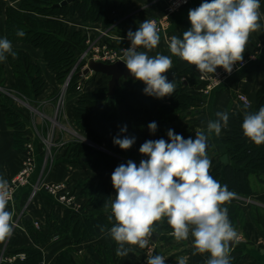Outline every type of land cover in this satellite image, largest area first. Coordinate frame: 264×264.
<instances>
[{
	"label": "crops",
	"instance_id": "1",
	"mask_svg": "<svg viewBox=\"0 0 264 264\" xmlns=\"http://www.w3.org/2000/svg\"><path fill=\"white\" fill-rule=\"evenodd\" d=\"M23 0H0V38L6 36L7 9L9 7L19 8ZM170 0H132L129 4L118 7L107 14L109 24L102 21H85L78 15H60L41 17L44 20H56L62 24L69 34L79 33L83 38L82 42L67 38V42L73 51L89 48L91 46L106 42L112 47H124L128 45L127 32L130 29L121 30L117 25L123 23L126 19L133 18L135 23H142L146 19L161 17L166 13ZM202 0H191L187 6L173 14L170 26L164 33H160L161 39L158 46L149 51V56L164 54L171 57L173 64L169 72L165 73L169 81L178 83L185 81L186 92L197 98V103L192 110L194 113L184 114L180 118L157 124V130L152 133L148 129V124L156 122L158 110L169 103L168 96L163 99L153 97L151 101L136 109V117L145 120V131L143 133L142 144L147 140H153L156 135H166L169 129L174 130L176 134L182 135L185 139L191 137L195 139V132L207 133V123L209 120H215L216 112H227L228 114H244V104L239 100V95L245 94L250 102L249 107L252 113L256 112L257 94L264 89V0H260L261 19L259 23L261 28L250 34L248 44L243 55L255 53L257 59L250 62L244 69L239 71L233 77L215 88L209 95L200 93L202 84L198 81L199 71L195 66L189 65L180 58L171 56L168 49V41L175 35L180 37L185 29V24L191 27L188 20L190 9L198 7ZM133 32L137 29H131ZM107 31V34H103ZM12 42V41H11ZM14 51L26 52L33 62L39 63L42 69L44 86L42 93L34 101L46 113L53 114L54 98L61 90L62 84L58 80L57 73L49 67L42 49L32 46L26 42H12ZM147 51L146 49H139ZM75 53V52H74ZM189 71V72H187ZM109 77L104 74L89 73L76 92H66L62 102L61 124L69 126L78 133H83L75 123L74 106L83 93L91 92L96 87L107 86ZM15 74L9 63L8 56L5 61H0V176L9 180L15 176L23 164L26 155L31 152L35 159L36 169L31 177L30 184L21 188L15 196L13 202L9 203L7 210L13 212L14 229L9 238L0 241V254L12 256L24 251L27 248L39 247L43 252V264H57L58 258L66 250H73L76 254L77 264H143L149 256L162 255L166 258L165 264H177L179 259H183L185 264H205L210 258L209 254L193 255L191 235L186 241H176L170 235L171 231L163 232L157 243L152 242L148 247L140 249L138 246H132L133 251L128 256L118 257L116 255V243L108 235V229L113 223L106 227L98 235H92L79 243L67 231H57L47 241L36 242L31 229L38 227L43 232L49 233L51 228L48 224L50 216L63 218L66 215L67 207L58 202L46 191L41 190L32 195L33 185L37 182L51 184L65 181L69 184L70 190L75 189L77 203L80 205L78 212L81 214L98 213V211L89 205V199L82 194L81 183H89L93 186L106 185L107 191L112 183L111 175L114 170L99 171L92 169L86 164L80 163L77 157H66L57 155L52 165L43 172L45 163V153L41 139L32 127L30 115L21 109V105H14L12 97L15 90L13 84ZM122 85L131 89L133 81L121 80ZM138 83L145 85L137 80ZM5 88L7 91H4ZM10 100L14 103L21 114L26 126L24 130L29 144L24 147H18L16 144V129L9 122V116L6 111V105ZM24 108V107H23ZM199 110V111H197ZM29 111V109H28ZM31 111H29L30 113ZM193 128V130L191 129ZM228 127H222L219 137L212 133L209 135L214 143V158L220 162L222 156V139L225 137ZM70 131V130H69ZM74 138V137H73ZM70 139V138H68ZM103 140V139H102ZM143 155H140V161ZM139 166V164H138ZM213 167H210V171ZM260 179L255 175L251 176L253 191L247 195L235 194L231 202L223 205L227 207L228 216L233 224V214L231 206H237L240 210V218L237 221V229L240 228V235L231 248V264H264V172L260 173ZM38 222V226L35 224ZM153 252L150 253V247ZM0 264H11L2 262Z\"/></svg>",
	"mask_w": 264,
	"mask_h": 264
},
{
	"label": "clouds",
	"instance_id": "2",
	"mask_svg": "<svg viewBox=\"0 0 264 264\" xmlns=\"http://www.w3.org/2000/svg\"><path fill=\"white\" fill-rule=\"evenodd\" d=\"M260 0H202L188 12L191 27L182 38L173 35L168 41L171 56L193 65L202 74H214L223 68L231 74L235 65L243 61L250 34L261 28ZM18 36H24L22 30ZM130 46L123 49L122 62L136 80L146 86V95L163 99L172 96L174 81L165 73L172 68L170 56L148 52L155 49L161 39L154 21L146 19L136 31L129 30ZM147 51H140L139 49ZM13 58L8 38H0V61ZM216 119L207 123V133L195 132V139H185L174 130L167 132L168 141L161 138L147 140L139 148L146 156L139 166L132 160L117 166L111 181L115 198L105 202L110 210L109 221H115L108 235L116 243V255L128 256L132 246L148 247L157 232V222L166 218L176 241L193 238L195 254H209L205 264H231V244L238 238L236 228L228 216L227 207L235 193L221 185L210 175L211 160L207 155L208 136H220L227 127V112H216ZM244 136L255 145H264V106L258 111L245 112L242 122ZM150 132L157 130L156 122L148 124ZM127 132V126L120 129ZM135 137L116 136L113 143L121 150H129ZM11 200L9 181L0 176V241L9 238L14 229L13 212L7 207ZM104 228L101 227V232ZM162 255L149 256L147 264H165ZM177 264H185L179 259Z\"/></svg>",
	"mask_w": 264,
	"mask_h": 264
},
{
	"label": "trees",
	"instance_id": "3",
	"mask_svg": "<svg viewBox=\"0 0 264 264\" xmlns=\"http://www.w3.org/2000/svg\"><path fill=\"white\" fill-rule=\"evenodd\" d=\"M63 0H23L19 8L9 7L7 9L6 36L12 42H26L32 46L42 49L49 67L57 73L60 82L71 70L75 53L69 46L67 38L83 41L81 34H69L65 27L56 20H44L41 17L78 15L85 21H102L109 24L107 14L112 10L129 4L132 0H75L71 3L56 6ZM121 30L138 29V23L133 18L126 19L117 25ZM185 29L190 27L185 24ZM22 30L24 36H18L17 31ZM182 38V35L180 36ZM17 56H8L10 65L15 74L14 90L23 96L35 100L43 91L44 79L39 63L32 61L30 56L23 51H15ZM189 72V71H187ZM81 76L77 73L73 75L68 86V92H76L81 82ZM132 81V80H131ZM133 87L127 89L121 86L116 91V103L108 102V87H98L94 91L83 93L74 106V118L78 127L88 131L91 136L105 139L106 147L111 152L83 148L79 154V162L88 165L92 169L114 170L125 161L123 157H131L136 160L140 157L139 148L142 145L143 133L145 131V120L136 117L135 111L138 107L148 104L153 96L146 95L143 89L146 85L133 81ZM175 91L172 96H168L169 103L162 106L156 114V123L161 124L170 120L180 118L186 112L196 106L197 98L187 93L185 81L175 84ZM6 105L9 122L16 129V144L24 147L27 143V136L24 133L25 122L21 114L14 107L10 100ZM103 104V106H101ZM264 106V89L257 94L256 111ZM199 111V110H197ZM244 112H252L249 105L244 104ZM194 113V111H192ZM229 121L225 137L222 139V156L220 162L214 158L215 147L210 136L207 141V155L211 160L212 170L210 175L218 180L221 185H227L230 191L238 195H247L253 191L251 176L255 175L260 179V173L264 172V145L257 146L248 140L242 131L244 114H228ZM127 126V132L121 133L120 129ZM127 135L135 137V143L129 150H121L113 143L116 136ZM165 139L166 135H156L153 139ZM227 155L228 162L222 161ZM78 157V154H75ZM83 157L90 158L82 161ZM143 159H147L143 156ZM124 164H127L124 163ZM83 196L89 199V205L101 210L98 213L81 214L71 208H67L66 215L61 218L50 216L48 224L51 228L49 233L43 232L38 227L31 229L33 239L40 243L47 241L57 231H67L76 243L101 233L110 226L113 221H109L110 210L106 211L104 204L113 196L115 190L111 183L107 191L106 185H98L92 189L87 182L81 184ZM233 214V226L237 229V221L240 218V210L237 206H231ZM157 223H162L163 231H171V227L164 218ZM27 255L24 261L18 264H42L43 252L39 247H31L24 250ZM76 254L73 250H66L58 258L57 264H77Z\"/></svg>",
	"mask_w": 264,
	"mask_h": 264
},
{
	"label": "built area",
	"instance_id": "4",
	"mask_svg": "<svg viewBox=\"0 0 264 264\" xmlns=\"http://www.w3.org/2000/svg\"><path fill=\"white\" fill-rule=\"evenodd\" d=\"M190 1L191 0H170L166 13L163 16L153 17L149 20L155 22L157 28L159 29V33H164L170 26L171 17L173 16V14L177 13L185 6H187ZM129 46L130 41L128 45L124 47H112L106 42L94 45L89 51H83L82 59L80 60V62L76 63L71 73L75 74L78 71L83 70L87 66L89 59L103 61L106 63H115L118 60H122L123 49L128 48ZM256 59L257 55L255 53H251L246 56L243 55V61L234 66L231 74L225 72L223 68H217L216 73L214 74H202L199 72L198 81L202 84V87L200 88V93L204 95H209L215 88L220 86L222 83L226 82L239 71L244 69L250 62L255 61ZM82 60L84 61L83 64L81 62ZM81 80H83L82 77ZM239 100L245 105H250L249 99L245 94L239 95ZM35 169L36 164L34 156L31 152H29L24 158L23 164L19 172L8 180L9 191L11 194L10 203L13 202L15 196L21 188L30 184L31 177ZM41 190L46 191L49 195L53 196L58 202H60L67 208H71L75 211H78L80 208V205L77 203L75 194H73L72 190H70L69 188V184L65 181L55 182L51 184H41L37 182L33 185L32 195L37 194ZM35 224L37 226L39 225L38 222H36ZM149 252H153L152 246L150 247ZM25 259V253H20L12 256H4L0 254V263L9 262L11 264H18L19 261H24ZM143 264H147V260Z\"/></svg>",
	"mask_w": 264,
	"mask_h": 264
},
{
	"label": "rangeland",
	"instance_id": "5",
	"mask_svg": "<svg viewBox=\"0 0 264 264\" xmlns=\"http://www.w3.org/2000/svg\"><path fill=\"white\" fill-rule=\"evenodd\" d=\"M103 34H107V31H103ZM92 47L93 46L89 48L83 47L82 49L76 48V50L74 51L75 61L73 62L69 73L64 77V81L61 82L62 84L61 90L59 91L57 96L54 98L53 104L55 108H54L53 114L46 113L45 110H43V106H40L34 100L23 96L22 94L18 93L16 90H15V93L9 91L10 93H13V95H15L14 97H12V101L15 103L13 104L18 105V106L21 105L20 108L25 110L27 115L28 114L30 115L32 127L35 130V132H37L38 137L41 139L43 150H44V153L46 154L45 163L43 164V167H42L43 172L44 170L48 169L49 166L52 165V162L56 158L57 155H63L66 157L73 158L75 157V154H78L77 160H79V157H80L79 154H82L83 148H91L94 150H102V151L111 153L107 149L105 139L102 136L100 137L91 136L87 130L78 127V125L76 124L79 129L83 130L81 131L83 133H80V132L78 133V131H74V129H72L69 126L64 127L60 122L62 120L61 112L63 111L62 102L64 100L66 92H68V86L71 81L70 79L69 83H67L69 80V76L71 72L73 71V68L76 65V63L80 62V60L82 59L83 51L85 52L89 51ZM81 62L82 64L84 63L83 60ZM96 88H94V90ZM2 89H4V91H7L5 88H2ZM18 106H16L17 110L19 109ZM28 109L29 111H31L30 113ZM191 111H194V110H191ZM191 129L193 130V128ZM26 141H27L26 144H29V141L28 140ZM123 159L125 161L124 163L128 162L129 160H132L133 162H135L137 166L140 163V160H139L140 157H137L136 160H134L133 158L126 156V157H123ZM99 171H105V170H99ZM91 187L92 189H95L97 186L91 185ZM74 190L75 189H73L72 191L73 194H75Z\"/></svg>",
	"mask_w": 264,
	"mask_h": 264
},
{
	"label": "water",
	"instance_id": "6",
	"mask_svg": "<svg viewBox=\"0 0 264 264\" xmlns=\"http://www.w3.org/2000/svg\"><path fill=\"white\" fill-rule=\"evenodd\" d=\"M75 0H63L61 3L56 4V6H61V5H65L68 3H71ZM89 73H93V74H104L106 76L109 77L108 83H107V87H108V102H113L116 103V91L119 87L123 86L121 80H132V81H137L135 79V77H133L129 71L127 70L126 66L124 65V63L122 62V60H118L115 63H106L103 61H98V60H93V59H89L87 66L81 70L78 71L77 74H79L82 79H85V77L89 74ZM73 73L70 74L69 76V80L67 83H69L71 77H72ZM101 106H103V104H101ZM192 111H188L186 112V114H191ZM90 158L87 157H83L82 161H87ZM229 158L227 155H224L222 158V161L224 162H228ZM115 198V196H113V199ZM240 228H238L237 233H238V237L240 235ZM163 227H162V223H157V232L155 234H153L151 240L154 243H157L159 240L160 235L163 233ZM238 239V238H237ZM237 239L231 244V248H233L235 246V243L237 241Z\"/></svg>",
	"mask_w": 264,
	"mask_h": 264
}]
</instances>
